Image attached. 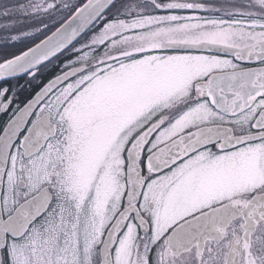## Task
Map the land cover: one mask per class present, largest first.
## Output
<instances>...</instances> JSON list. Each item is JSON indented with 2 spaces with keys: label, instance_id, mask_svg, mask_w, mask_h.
Here are the masks:
<instances>
[{
  "label": "snow or ice",
  "instance_id": "obj_1",
  "mask_svg": "<svg viewBox=\"0 0 264 264\" xmlns=\"http://www.w3.org/2000/svg\"><path fill=\"white\" fill-rule=\"evenodd\" d=\"M0 264H264V0H0Z\"/></svg>",
  "mask_w": 264,
  "mask_h": 264
}]
</instances>
